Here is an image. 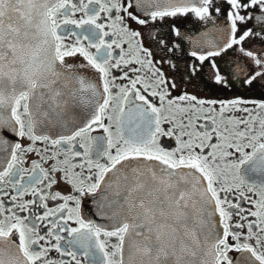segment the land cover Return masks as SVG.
I'll return each mask as SVG.
<instances>
[{
    "label": "snow or ice",
    "instance_id": "snow-or-ice-1",
    "mask_svg": "<svg viewBox=\"0 0 264 264\" xmlns=\"http://www.w3.org/2000/svg\"><path fill=\"white\" fill-rule=\"evenodd\" d=\"M0 264H264V0H0Z\"/></svg>",
    "mask_w": 264,
    "mask_h": 264
},
{
    "label": "flooded vegetation",
    "instance_id": "flooded-vegetation-1",
    "mask_svg": "<svg viewBox=\"0 0 264 264\" xmlns=\"http://www.w3.org/2000/svg\"><path fill=\"white\" fill-rule=\"evenodd\" d=\"M245 95H251L254 98H259V90H257L254 93H245Z\"/></svg>",
    "mask_w": 264,
    "mask_h": 264
}]
</instances>
